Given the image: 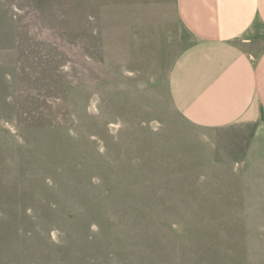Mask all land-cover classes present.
Here are the masks:
<instances>
[{"label":"rangeland","instance_id":"1","mask_svg":"<svg viewBox=\"0 0 264 264\" xmlns=\"http://www.w3.org/2000/svg\"><path fill=\"white\" fill-rule=\"evenodd\" d=\"M117 5L0 0V264H264L252 128L188 125Z\"/></svg>","mask_w":264,"mask_h":264},{"label":"crops","instance_id":"2","mask_svg":"<svg viewBox=\"0 0 264 264\" xmlns=\"http://www.w3.org/2000/svg\"><path fill=\"white\" fill-rule=\"evenodd\" d=\"M116 10L124 25L180 48L168 83L188 125L250 126L264 157V0H118Z\"/></svg>","mask_w":264,"mask_h":264}]
</instances>
